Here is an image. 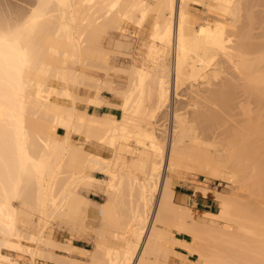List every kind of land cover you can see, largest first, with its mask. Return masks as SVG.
Returning <instances> with one entry per match:
<instances>
[{
    "label": "bare ground",
    "instance_id": "1",
    "mask_svg": "<svg viewBox=\"0 0 264 264\" xmlns=\"http://www.w3.org/2000/svg\"><path fill=\"white\" fill-rule=\"evenodd\" d=\"M246 2L34 0L29 10L17 8L12 17L0 11V264L16 263L2 248L64 264H131L158 197L138 264H171V257L187 263L188 256L175 251L170 229L192 237L184 245L202 264H264L262 213L253 214L233 194L237 192L225 194L200 186L198 193H215L220 206L196 218L191 207L174 201L176 182L171 177L185 171L236 183V165L230 161L238 150L241 156L245 144L251 146L246 153L252 151L264 162L257 149L263 145L258 143L264 140V119L259 127L249 117L227 116L234 123L226 127L219 117L239 107V115L248 114L252 98L264 101V53L258 61L241 47L253 33L244 30ZM194 5L203 7L205 15ZM252 10L248 8L251 16L246 24L251 27ZM127 21L136 23L144 35L141 54L135 53V30L129 31ZM111 29L123 37L116 47L130 56L126 65L116 67L127 75L126 83L118 87L87 75L84 69L90 58H100L103 49L98 51L96 43ZM53 78L63 84L61 88L50 84ZM82 80L92 84L95 98L103 97L104 88L120 94L122 101L113 103L122 117L88 112L95 98L74 91L75 83ZM184 88L191 98L184 96ZM51 93L69 103L60 104V98L59 103L51 101ZM79 101L85 102L84 108L77 107ZM159 113L170 114L169 131L162 130L163 134L153 124ZM187 115L206 125L204 133ZM96 144L109 146L112 156L86 148ZM257 170L262 184L264 164ZM94 187L105 192V202L91 204L83 194V189ZM125 205L128 214L124 211L123 217ZM96 209L103 226L116 230L97 233L100 239L94 250L58 241L48 231L58 220L80 224L79 219ZM219 220L227 227H221ZM248 239L262 245L254 247ZM118 240L121 247L108 243ZM244 240L246 247L241 244ZM56 250L87 253L90 260L62 256Z\"/></svg>",
    "mask_w": 264,
    "mask_h": 264
},
{
    "label": "rangeland",
    "instance_id": "2",
    "mask_svg": "<svg viewBox=\"0 0 264 264\" xmlns=\"http://www.w3.org/2000/svg\"><path fill=\"white\" fill-rule=\"evenodd\" d=\"M148 1H150V0H148ZM246 1H247L246 2L247 6H246L245 10H243L244 22H245V26H246V28H244V30L246 29L245 31H248L250 29L251 31H253V33L249 30V33L251 32L250 35H249L250 39H247L246 43L244 42L245 44H242L243 46L241 45V47H243L247 51H250L253 54V56L259 61L261 59V57L263 56V53H264V47H263L264 46V2L259 1V0H246ZM252 2H253L254 5L252 4ZM33 5H34V0H0V11L4 12V14H3L4 16L12 17V13L16 12L19 8H22V6H23L22 9L26 8L27 10H29ZM18 6H20V7H18ZM194 7L197 8V10H195L196 12L204 14V13H202V12H204V8L203 7H200V6H197V5H194ZM250 7H252V9H253L252 11H253V14H254L253 18L251 19V22L253 23L252 27H251V24L250 25H246V24H248V20L250 19V16H251L250 11H248V8H250ZM6 9H8V10H6ZM5 12H7L8 15L5 14ZM152 19H153V15L150 17L149 21H151ZM125 25L129 29V31H133L134 32V30H135V32H134L135 34L133 33L134 34L133 35L134 36L133 39H134L135 49H136L135 53L136 54H138V53L141 54V50L140 49L143 48L142 47V44H143L142 39H143L144 35L138 31V29L136 28V23L127 21V22H125ZM248 26H249V28H248ZM252 35L254 37H252ZM261 35L263 36V38H262ZM121 36H122L121 33L117 32L116 30L111 29L110 31L107 32V34L104 32L103 35L101 36V38L99 37V39H100L99 41L100 42L96 43V47H99V48H97V50L98 49H103L105 53L103 54V52H102L103 50L98 52L100 58H102L101 56L103 54L102 62L100 61L99 57H96L95 59L90 58V61L88 60L89 61V66L84 68V69H86L85 72H86L87 75L92 76L94 78L106 79L108 81H111L113 83V85H115L113 87H118L120 85L122 86L123 84L126 83V81H127L126 80V78H127L126 77L127 76L126 73H121L120 69H119L120 71L117 72L118 69L116 68V67L119 68V66L121 67V65H126L127 61H129V59H130V56L129 55H128L129 57L127 56V54L129 53L127 50H125L124 48L120 49V48L116 47V41L120 40V39H123V37H121ZM257 38H259V40ZM262 39H263V41H262ZM252 41L254 43H256V44H254ZM259 41H260V43L261 42L262 43L260 44ZM140 57H141V55H140ZM141 62H142V60H141ZM90 63L91 64L95 63V64H94V66H93V64L91 66ZM102 63H104V64H102ZM98 64H100V65H98ZM103 65H106V66L110 65L109 67H112V68L114 67L115 70H114V68H113V70H112V68L109 69L108 66H107V68H108L107 69V68H105L106 66H103ZM100 66H101V68H100ZM50 84L52 86L56 87V88L57 87L61 88V86L63 85L60 81H58V80H56L54 78L50 81ZM91 86H92L91 83H89L88 81L86 82V81L82 80L78 84L75 83L74 91L77 94L85 95L86 97L89 96L91 98H95V96H94L95 89H94V87H91ZM184 89H183V91H184L183 93L186 92L184 96L188 95L189 97L187 96V98H191V93H188L186 88H184ZM238 90H240V89H238ZM230 91H233V89H231ZM101 93H102V95H106L108 97H111V99L115 100L116 102L120 103L122 101V96L120 94H116L115 92H113L111 90H108L106 88H104L101 91ZM57 98H60L59 99L60 102H61L60 104H66V103L68 104L69 103V100L66 101V98L63 97L62 95H59V94H56V93H51L50 96H49V99L51 101L53 100V102L57 101V103H59V100H57ZM183 98L185 99L186 97H183ZM241 98H243V97L241 96ZM103 99H105L104 96L100 97V98H95V100H94L95 102L93 101L92 103H96L97 101H100V100H103ZM190 100L191 99H189V100L186 99V101H190ZM251 100L252 101H251V104H250V108H249L248 114H243L242 113V115H239L238 112L241 110L240 107H239L240 110L238 108H237V110H233L231 112L229 110H227L225 112H222L224 114L221 113L219 115L220 120H221L222 117L224 118V120L222 118V121H220V122L221 123L225 122L226 127H228V126L230 127L231 125H233L234 121H232V123H231V120H233V119L230 120V118L228 119V117H231V116L232 117L235 116L236 118L237 117H240V118H248L249 117L255 123H257V125L259 127H262L263 126L262 121L264 119V101L261 98H259V97L258 98H252ZM172 102L174 103L173 96H172ZM110 105H113V106L119 108V110H116L115 114L111 115V117L114 118V119H120L122 117V111H121L120 107L117 104H114L113 102H110ZM77 107L78 108H84L85 107V102L79 101L77 103ZM234 112H237V114L234 115L233 114ZM242 112H244V110ZM187 117L189 118V120H193L194 124H195V121H196V126H198L199 132L204 133V131L206 129L205 128L206 125L204 123L199 122V119H194L190 115H187ZM225 119L227 120V122H226ZM252 120H251V122H252ZM193 122H191V123H193ZM139 123L145 124V122L143 123L142 120ZM153 124H154V127H156V128L158 127L157 130H158V132H162L161 134H163L165 131H169L168 128H170V114L165 113V115H164V113H159V115L155 119V123H153ZM63 132H64V130H62V129L59 130L60 134H62ZM258 144H263V145H261V147H257V149L261 152L260 154L263 153L262 155H264V148H263L264 147V140L262 139V141L259 142ZM258 144H256V146ZM245 145L244 146H245L246 150L245 151L242 150L243 156L241 154V156L238 157V155L241 153V150L237 151V153L240 152L239 154H237L236 151H235V153H236L234 155L235 158L233 157L232 158L233 161L232 160L230 161V163L233 162L231 166L234 167V165H236L235 166L236 168L235 167L234 168L236 169V172L238 173V177H239V181L238 182L232 183L231 181H226L224 179H217V180L214 179L213 180V179H210L208 177V175H196L195 176V174H193V173L183 171L182 174L171 175V177L176 182L175 188H178V190H180V189H182L180 187V185H185L187 183L197 182V181L200 180L201 182H197V184L199 183L198 186H197V190H198V187L202 186V187H204L206 189L208 188L207 190L210 189V190H214L216 192L225 193V194H231L233 192H237V193H233V194H236L238 198L241 197L240 198L241 201L245 203V206L247 208H249L251 211L253 210V212H254L253 214L257 213L256 215L259 214V216H260V214L262 213L260 217H263L262 215H264L263 214L264 210H262V209H264V182H263V180H261L262 184H260L261 182H258L260 180V178L262 179V177H261L262 174H260L259 170H257V169H260V167L262 166V164H264V162L258 161V159L254 158V156H252V151H249L248 153H246L248 150H250L249 148L251 146L249 147L248 144H245ZM247 147H249V148H247ZM86 148L89 149V150H93L94 152L100 154L103 157H107L108 158V157L112 156L111 148L109 146H107V145H104V144H96V146L94 148H91V146L86 145ZM257 149L256 150L254 149V151H257ZM255 153H256V155L259 154L258 152H255ZM127 154H128V156L131 155L130 152H128ZM248 156L251 159L248 158ZM252 158L256 159V160H253ZM257 162H262V163L258 164ZM256 167H257V169H255ZM236 172L234 171L235 174H236ZM254 172H257L256 173L257 176H256V174ZM254 176H255V178H253ZM263 176H264V173H263ZM98 177L103 178L104 176L103 175H98ZM240 177H242V178H240ZM257 179H259V180H257ZM244 180H245V182H244ZM260 186H262V187H260ZM82 192H83L84 195H86L87 197H89L92 200L93 203H91V204H95L94 202H96V203L105 202L107 200V196H106L105 192L103 190H101L100 188H98V187H94V188H92L90 190L89 189H83ZM209 196H212L213 198H215V200L217 202V208L215 209V211H218L219 210V206H220V202H219V200L216 199L215 193H211ZM92 198L97 199L98 201H96V200H94ZM158 199H159V197L156 199L155 203L153 204L152 210H151V212L149 214L150 218L148 219L147 227H146V229H145V231L143 233L144 235H142L143 239L141 238V240H140L141 242L138 245L139 247H137L138 249L135 252V256H133V261L131 262V264H138V260L140 258V255H141L143 249H144L143 248L144 242L146 241L149 229L151 228V224H150L151 222L150 221L154 217V214H155L154 212L156 210V205H157ZM174 201L175 202H180L179 198L177 197V194L174 195ZM126 206L127 205H125V207ZM250 206H252V207H250ZM125 207H123L125 210L123 209L122 211L123 212L125 211L128 214V210H126L127 207L126 208ZM257 208L259 210L261 209L260 213H259V210ZM192 209L194 210L196 218L204 217L205 216L204 212H207V211H199V210H197L195 208H192ZM120 210H121V208H120ZM250 210H248L247 214L250 213L249 212ZM98 211H99L98 209H96V211H94V212H97L96 214H94V212L93 213L90 212V215H88L87 218L83 219L84 222L81 219H79L80 222H81L80 224L78 222L79 220H77L78 223H75L72 220V222L75 223V224H73L71 222L72 225H71L69 220H66V222L64 220H62L63 223H61L62 222L61 221L60 222L61 224H59L60 220H58L57 222H54L52 224V226H50L48 231L49 232L51 231V236L54 239H56L58 241H61V242L69 243V244H71L70 242H72V240H74V239H84V241H85L84 244H86L89 249L94 250L96 248L97 240L100 239L98 237L97 233L100 235L102 230H107V231H108V229L116 230V228H114V227L112 228V227H110V225H108V228L103 226L102 219H101L102 216L100 215V212H98ZM122 211H121V213H122ZM125 212L122 213V214H124V215H122L123 217L127 215V214H125ZM250 214H251V217H254V216H252V213H250ZM219 222H220V226L221 227H227V225H228L225 221H220L219 220ZM233 225L236 226L235 224H233ZM91 226H93L96 230L93 227H91ZM159 226H162V225L159 224ZM147 228H148V230H147ZM261 229H263V227ZM92 230H94V231H92ZM170 231L172 233H178V231L176 229H170ZM179 233H182V232H179ZM191 238L192 237L189 236V239H191ZM252 239H254V238H252ZM261 240H262L261 243L264 245V242H263L264 241V237H261ZM245 241L246 240H244L243 242L241 241V244H244L245 247L248 246L247 245V241H249L248 244H250L252 246L254 245V247H255V244H256V246L262 245L260 243V241L259 242L258 241H252L254 243L251 242V239H248L246 242ZM22 243L24 245L34 246L33 244H31V243H29L27 241H23ZM108 243L113 245V246H115V247H121L123 245V242L120 241V240L115 241V242L108 241ZM244 245H242V246H244ZM252 246H250V247H252ZM2 252L4 254H9L11 259H12V262L16 261L15 264H31V262H33L34 264H48V260H46L44 258H41V257H38V258L36 257L35 259H33L31 254H29L28 252L24 253V252H19V251H9L6 248H2ZM56 252L60 253L61 251L56 250ZM67 252H69V251H67ZM70 252H73V250L70 251ZM80 253L84 256L83 260H85V261H89L90 260L89 259L90 256L87 253H83V252H80ZM150 256L151 257L154 256L153 253H152V255L150 254L149 257ZM151 257H150V261L154 260V259L151 260ZM158 257H159V254H158ZM197 257H198V255H196V256H188L187 257L188 258L187 263L181 262L180 260H175V257H171V259H169V262L171 264H202V262L199 259H197Z\"/></svg>",
    "mask_w": 264,
    "mask_h": 264
},
{
    "label": "crops",
    "instance_id": "3",
    "mask_svg": "<svg viewBox=\"0 0 264 264\" xmlns=\"http://www.w3.org/2000/svg\"><path fill=\"white\" fill-rule=\"evenodd\" d=\"M105 99L97 101L96 103H91L87 110L88 112L96 113L98 115H114L116 110L119 108L110 105V102H114L111 97L103 95ZM59 132V131H58ZM60 134V133H59ZM197 182H201L200 180ZM197 182H190L185 185H180L182 189L178 190L175 188V194L179 198L180 203L188 205L191 208H195L199 211H215L217 208V202L215 198L212 196H203L197 192ZM94 199V198H92ZM98 201L97 199H94ZM215 200V201H214ZM175 243L173 245L175 251L182 253L183 255L190 256L187 247L184 245V242H188L189 236L185 233H174ZM84 239H74L72 242V246H76L79 249H89L86 244H84ZM62 256H68L74 259L83 260L84 256L79 251L73 252H60ZM189 254V255H188ZM48 264H64L55 261H49Z\"/></svg>",
    "mask_w": 264,
    "mask_h": 264
}]
</instances>
